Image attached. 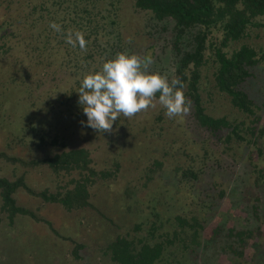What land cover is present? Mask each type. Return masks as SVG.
Returning a JSON list of instances; mask_svg holds the SVG:
<instances>
[{
  "label": "trees",
  "instance_id": "16d2710c",
  "mask_svg": "<svg viewBox=\"0 0 264 264\" xmlns=\"http://www.w3.org/2000/svg\"><path fill=\"white\" fill-rule=\"evenodd\" d=\"M130 3L131 7L126 0H0V142L17 143L23 155L33 157L10 158L0 150V160L8 157L13 163L45 165L58 176L74 175L69 186L56 192L33 190L24 175H0L2 212L13 224L18 216L42 220L18 203L21 188L68 211L89 209L96 234L107 226L113 236L107 241L103 236L95 247L106 264H264V106L246 89L258 67H264V46L243 43L228 49L264 26V0ZM52 22L61 25L62 32L51 29ZM69 29L83 32L85 50L65 43ZM120 52L142 59L150 55L149 71L180 79L191 101L188 114L173 118L160 105L145 119L141 136L115 147L119 156L136 148V156L153 159L146 185L156 174L164 178L173 170V176L165 177L171 186L160 196L151 191L150 201L156 206L157 197L158 203L179 205L167 216L153 205L125 233L110 229L123 225L120 219L116 222L98 212L95 220L91 201V188L99 180L107 183L121 169L120 162H114L115 171L98 170L94 150L87 145L69 148L68 142L78 134L83 142L88 136L100 142L106 138L110 144L100 147L106 154L119 124L130 127L124 117V123L117 118L111 131L84 127L81 122L87 117L78 104L84 76ZM262 84L264 90V80ZM214 95L226 98L234 114L216 113ZM116 134L120 138L119 131ZM183 190L193 196L196 212L182 209ZM125 193L123 197L130 195ZM228 200L240 206L238 212L225 209ZM141 204L139 199L138 210ZM43 220L53 228L51 221ZM144 225L150 228L146 233ZM71 243V251L62 254L63 264H69V253L76 262L84 260L85 245L74 239Z\"/></svg>",
  "mask_w": 264,
  "mask_h": 264
},
{
  "label": "rangeland",
  "instance_id": "374dc122",
  "mask_svg": "<svg viewBox=\"0 0 264 264\" xmlns=\"http://www.w3.org/2000/svg\"><path fill=\"white\" fill-rule=\"evenodd\" d=\"M126 1L127 5L131 7L130 0ZM261 22L264 24V18L261 19ZM218 37L220 38L221 36ZM146 43H148V41ZM243 43L264 46V26L256 29L254 28L249 38L234 43L228 49L239 47ZM256 75V77L251 78V81L246 85V89L257 99L259 104L264 106V90L261 88L264 80V67H258ZM153 104L154 106L142 110L131 118H125L126 121L128 120L131 123L130 127H124L119 124V129H115L112 134L114 141L108 147L106 154L105 152L103 153V149L100 148L102 145L106 147L110 144L105 141L106 138L103 139V142H100L98 140H90L92 137L88 136L86 142H83L82 137L78 134L71 141H68L69 144L71 143L69 148L87 145V147L94 150L93 157L96 158L98 170L115 171L116 166L114 162L117 160L120 162L121 169L115 172L112 178L108 179L107 183L103 180H99L100 183L98 182L96 186L91 188V201L92 204L95 205V209L92 208V210L95 211L93 212L95 220L99 219L98 212L109 215L116 222H119L120 219L123 221V225L119 228L113 225L110 227V229H116L120 233L132 230L134 223H137L141 218L143 220L144 217L147 216L150 212V208L154 205L150 201L152 196L151 191H155L156 195L160 196L161 193L165 192L166 186H171L170 183L166 182V174H170L171 176L175 174L171 169H169V172H165L164 178L160 177L158 173L155 175V178L146 185V170L147 167L151 165L153 159L145 156H136L135 153L138 151L136 148H133L135 151L132 148L133 151L126 149L121 156L116 154L115 147H119L121 143L123 144L126 138L142 135L141 131L144 128L145 119L161 105L158 100H154ZM212 109L218 114H234L231 106L226 102V98L220 97L219 95H214ZM7 117L8 116L5 115V118ZM125 119L121 118L119 123H124ZM262 120L264 123V112ZM116 131H119L120 138L117 136ZM127 132H129L128 137ZM1 141L3 140L1 139ZM0 150L6 151L10 158L13 156H20L24 160L33 158L23 155L21 153L22 149L17 147V143L8 146L5 142H0ZM60 150L61 149L58 148L54 150V152ZM154 154L158 155V152L155 150ZM160 154L161 153H159V155ZM8 157L0 160V175L9 179L24 175L27 185L35 191L48 189L51 192H56L63 190L66 185H70L69 183L74 177V175L71 174H62L58 176L45 165L33 167L24 165L20 162L13 163ZM167 159L169 161L170 157H167ZM180 188L183 189L182 186H180ZM123 191L130 195L125 193L126 196L123 197ZM176 191L178 190L176 189ZM16 197L20 205L34 211L42 220L37 221L28 216H18L13 224L10 223L8 215L2 212L0 208V264H63L61 259V257H63L62 254H67L68 250L71 251L73 247L71 241L73 239L85 245V248L81 251L84 260L80 259L76 262L72 260L73 256L69 253L67 256L69 264H106V261L103 260V256L95 250V247L99 246L97 242L100 243L103 236L106 241L113 236L111 235L112 233L108 232L107 226L105 228L106 232L104 231L105 229L102 231L98 229L101 234H96V226H94L88 218L91 210L85 209L81 212L68 211L59 204L45 202L42 198L28 192L24 188L19 190ZM155 198L158 199L157 197ZM179 198L182 209L184 208L187 213L197 210V206L192 203L193 196L190 192L186 190L180 191ZM139 199L142 201L140 210H138L137 206ZM156 199L154 203L157 207L154 206L159 212L161 211L162 215L164 214L167 216L171 215L173 211H178L179 205L174 203V201H170V204L158 203ZM133 205L137 207L132 211ZM224 206L225 209L230 212L235 209L236 212H238L240 207L238 204L229 200L225 202ZM43 219L51 221L53 228ZM97 223L100 224V222ZM170 225L171 223H168L166 226ZM142 227L144 229L142 233H146L147 230L150 229L148 225ZM80 228H82V230ZM160 230L164 231V229ZM64 236L69 238L71 236L72 240H64L62 238ZM50 238L53 240L52 244ZM62 250H64V252H62ZM220 260L223 262L224 257Z\"/></svg>",
  "mask_w": 264,
  "mask_h": 264
},
{
  "label": "clouds",
  "instance_id": "9594fccd",
  "mask_svg": "<svg viewBox=\"0 0 264 264\" xmlns=\"http://www.w3.org/2000/svg\"><path fill=\"white\" fill-rule=\"evenodd\" d=\"M49 27L62 32V26L52 22ZM65 43L73 48L86 49L83 32L67 30ZM152 57L143 59L129 52H120L104 62L99 70L89 72L80 81L78 104L82 107L86 121L84 127L100 132L111 131L117 118H131L135 114L154 106L158 101L166 109L169 118L188 114L191 101L183 91L185 85L178 78L160 72H150Z\"/></svg>",
  "mask_w": 264,
  "mask_h": 264
}]
</instances>
